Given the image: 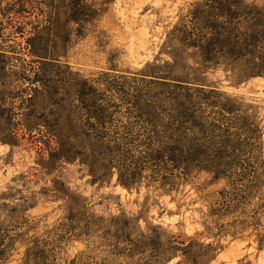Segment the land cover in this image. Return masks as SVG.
<instances>
[{"label":"rangeland","instance_id":"obj_1","mask_svg":"<svg viewBox=\"0 0 264 264\" xmlns=\"http://www.w3.org/2000/svg\"><path fill=\"white\" fill-rule=\"evenodd\" d=\"M23 1L27 4L26 13H17L23 10L17 0L0 4V50L11 59L12 70L17 73V79L13 78L4 91L5 98L10 93L15 97L14 106L9 105L5 118L0 120V198L4 199L2 204L30 208L23 224L27 236L16 243L7 264H24L30 246L28 238L39 244L45 242L54 264H138L140 255H119L114 242L93 238L90 244L86 237L77 239L66 234L76 215L70 201L80 198L98 218L125 220L123 214L139 218V229L144 233L151 234L148 230L161 225L172 235L183 236L182 239L195 238L206 244H218L221 240L222 249L210 264H264V176L254 188H245L247 180L256 176L246 173L249 166L259 164L260 158L264 160V76L239 86L232 85L231 74L222 69L206 76L207 86L253 106L263 129L260 141L247 130H238L239 146L231 178L216 180L207 171L197 170L178 193L165 194L147 187L145 180L140 191H129L117 183V175L110 184H95L79 161L47 174L52 168L48 163L55 146L47 133L48 124L55 119L52 112L57 109V99L49 94L54 89L46 85L45 75L31 54L29 32L52 28L51 39L66 51L62 61L73 73L101 90L111 104L126 112L128 104L123 100L145 91L148 75L170 72L172 53L181 55L187 51L183 33L178 29L197 33L198 22L192 13L207 0H84L96 11V20L83 27L73 24L71 40L54 34L55 30L60 34L67 25L65 17L59 16L65 0ZM246 1L264 6V0ZM22 29L24 33L20 32ZM172 33L175 37L170 36ZM194 39L195 36L187 42ZM187 53L193 57L188 64L195 65L197 51L188 49ZM171 72L191 73L181 69ZM50 76L58 80L55 73ZM36 103L44 109L34 108ZM57 182L66 183L63 189L69 197L57 194ZM222 207L220 213L225 215L221 218L217 212ZM208 228L213 234L221 228L224 237L210 236ZM144 258L155 261L157 253L148 250ZM182 261L181 256H176L167 264Z\"/></svg>","mask_w":264,"mask_h":264},{"label":"trees","instance_id":"obj_2","mask_svg":"<svg viewBox=\"0 0 264 264\" xmlns=\"http://www.w3.org/2000/svg\"><path fill=\"white\" fill-rule=\"evenodd\" d=\"M3 1L0 0V4ZM17 3L23 9L17 13H26V2L17 0ZM60 8L62 15L59 12L58 15L65 17L67 25L60 34L54 31L58 38L71 40L73 24L83 27L96 20V11L84 0H65ZM192 15L198 22L197 33L178 30L183 33L184 48L197 51L195 65L188 64L193 57L187 51L181 55L171 54V71L181 69L191 73L176 75L170 71L148 75L145 91L123 100L128 104L126 112L111 104L101 90L73 73L62 61L66 51L51 39L52 28L46 26L29 32L31 54L45 75L46 85L54 89L49 94L57 99L54 102L57 109L52 112L55 119L48 124L47 133L55 146L50 152L48 165L52 168L47 174L52 175L64 164L79 161L88 169L95 184H110L117 175V183L129 191H140L145 180L147 187L165 194L178 193L197 170L207 171L216 180L231 178L239 146L238 130L245 129L260 141L263 129L253 106L207 86L206 76L222 69L231 74V84L235 86L264 76V6L246 0H207ZM170 36L175 37V33ZM194 36L192 42H187ZM2 51L0 120L5 118L7 107L14 106L15 97L10 93L5 98L4 91L13 78L17 79L11 59ZM51 73H55L58 80H54ZM33 107L44 109L38 103ZM258 161L259 164L249 166L246 172L256 175L247 180L246 189L261 183L264 160ZM57 184L60 186L55 189L57 194L69 197L63 189L66 183ZM3 200L0 198V264H7L16 243L27 236L23 224L26 223L25 212L30 208L2 204ZM70 208L76 215L66 234L77 239L86 237L90 244L93 238L114 242L119 255L127 253L129 258L140 255L138 264H167L176 256L183 258L178 264H210L222 249L221 240L218 244H206L195 238L182 239L183 236H174L161 225L148 230L151 234L144 233L139 229V218H128L124 214L125 220L98 218L81 198L72 199ZM223 210L222 207L217 212L221 218L225 215L220 213ZM76 231L80 233L74 234ZM207 231L215 238L224 237L221 228L217 234L210 228ZM27 241L30 246L24 264H54L45 242L39 244L31 238ZM148 250L157 253L155 261L144 258ZM33 254L35 258L31 260Z\"/></svg>","mask_w":264,"mask_h":264}]
</instances>
